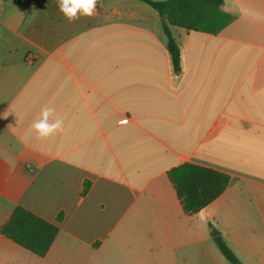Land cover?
Segmentation results:
<instances>
[{"label": "crops", "instance_id": "1", "mask_svg": "<svg viewBox=\"0 0 264 264\" xmlns=\"http://www.w3.org/2000/svg\"><path fill=\"white\" fill-rule=\"evenodd\" d=\"M223 10L217 34L171 27L177 71L140 0L72 22L58 0H0V225L21 207L59 229L45 257L0 233V264H232L217 235L264 264V0ZM46 106L63 131L39 139ZM183 164L232 178L193 216L168 176Z\"/></svg>", "mask_w": 264, "mask_h": 264}, {"label": "trees", "instance_id": "2", "mask_svg": "<svg viewBox=\"0 0 264 264\" xmlns=\"http://www.w3.org/2000/svg\"><path fill=\"white\" fill-rule=\"evenodd\" d=\"M140 1L159 13L168 37V49L177 71L180 69V56L178 45L171 34L172 26L188 31L217 34L235 18L223 10L224 0ZM168 176L184 212L190 216L199 213L217 200L232 181L231 176L226 173L194 164H183L174 168ZM0 233L35 255L45 257L59 229L24 208L17 207L10 218L0 225ZM215 241L222 254L232 264H240L221 235H217Z\"/></svg>", "mask_w": 264, "mask_h": 264}, {"label": "clouds", "instance_id": "3", "mask_svg": "<svg viewBox=\"0 0 264 264\" xmlns=\"http://www.w3.org/2000/svg\"><path fill=\"white\" fill-rule=\"evenodd\" d=\"M98 0H58L60 11L64 14L69 22L77 20L80 15L94 16ZM78 13L80 15H78ZM54 109L44 107L41 111L40 118L33 122L32 128L38 134L39 139H45L57 132L63 131V121L60 119L55 122H49L53 115Z\"/></svg>", "mask_w": 264, "mask_h": 264}, {"label": "built area", "instance_id": "4", "mask_svg": "<svg viewBox=\"0 0 264 264\" xmlns=\"http://www.w3.org/2000/svg\"><path fill=\"white\" fill-rule=\"evenodd\" d=\"M33 4H34L35 6H37L36 1H34ZM28 62H32V57H31V56L28 58Z\"/></svg>", "mask_w": 264, "mask_h": 264}]
</instances>
